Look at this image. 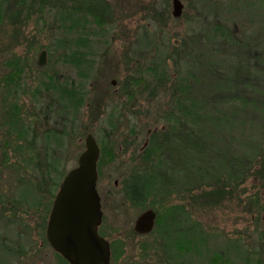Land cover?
I'll return each instance as SVG.
<instances>
[{
    "label": "rangeland",
    "instance_id": "obj_1",
    "mask_svg": "<svg viewBox=\"0 0 264 264\" xmlns=\"http://www.w3.org/2000/svg\"><path fill=\"white\" fill-rule=\"evenodd\" d=\"M53 1L0 0V262L63 264L44 239L45 206L27 204L19 192L29 180L41 188L43 202L51 196L48 182L38 183L47 166V133L61 135L60 160L67 172L77 164L85 135L91 132L102 159L97 180L101 231L118 250L110 264H264V154L263 163L254 164L243 183L231 178L226 182L218 166L225 162L221 159L226 149L237 155L236 141L222 143L223 134L213 132L206 135L210 146L187 151L182 141L185 132L178 129L173 135L165 129L169 103L178 98L172 84L177 83L175 76L181 78L180 62L194 53L192 34L198 39V53L205 54L206 44L213 59H222L223 64L233 60V48L218 38L208 45L201 27L223 25L236 42L258 53L264 49V0H182V15L169 14L165 20L152 11L155 0H107L113 7V23L99 26L88 17L84 29L91 33L98 69L91 80L82 79L86 102L74 112H63L55 93L40 85L46 74H52L56 83L78 87L81 82L75 68L57 62L63 49H53L56 39L71 40L78 32L75 26L60 23L57 7L48 9ZM146 30L154 44L148 50H135L136 38ZM41 50H46L42 65L38 64ZM162 51L179 55L178 63L166 59L164 85L155 87L153 97L147 95L148 88H138L132 99L122 97V78L134 74L136 66L159 59ZM254 86L264 88V77ZM252 93L258 95L255 88ZM257 116L258 129L264 132V115ZM244 127L247 131L249 123ZM154 130L162 154L152 161L145 158V147ZM241 135L237 129L232 138L240 140ZM170 139L175 141L172 145ZM179 149L200 169L186 168ZM136 174L145 180L146 190L139 206L126 197L123 184ZM202 177L204 184L199 186ZM25 191L28 195V188ZM149 208L155 212L154 225L140 234L134 228L136 218ZM187 234L194 237L190 246Z\"/></svg>",
    "mask_w": 264,
    "mask_h": 264
},
{
    "label": "trees",
    "instance_id": "obj_2",
    "mask_svg": "<svg viewBox=\"0 0 264 264\" xmlns=\"http://www.w3.org/2000/svg\"><path fill=\"white\" fill-rule=\"evenodd\" d=\"M56 7L57 13H60V23L65 26H75L78 32L77 37L71 40L56 39L53 49L57 47L63 49L60 56L57 57V62L67 63L75 68V72L79 75L81 82L78 87L75 84H68V82L56 83L52 74H46L40 85H45L46 88L55 93L63 112L68 110L74 112L86 102V92L82 89V79L91 80L95 70L98 69L97 52L94 51L91 44V33H87L84 30L88 17H92V20L99 26L112 24L114 21L113 7L107 0H54L48 9ZM199 31L206 38L205 43L208 45L218 39L228 43L227 45L233 48V53L230 55L233 60L223 64L222 59L219 61L213 59L212 54L207 51L209 48H207L206 44L205 54L198 53L197 49L199 48L195 47L198 39L194 36L196 35L195 33L192 34L193 46L190 48L194 53L187 54V62L185 60L180 62L179 66L182 67V70L181 72L179 71V74L182 79H179L183 83L175 76L177 83L172 84V88L177 92L178 98L169 103V110L171 111L168 110L169 112L165 116L169 122L165 129L170 130L167 134L173 135H176L175 132L178 129L184 131L182 141L187 144V151H192L195 146L199 149H202L205 144L210 146V143L206 140V135L210 136L213 132L223 134V139L218 138L222 143L236 141L238 145L237 155H235L234 151L232 153V151L226 149L221 159V161L225 159V162L223 164L220 162L218 168L220 167L221 171H224L223 174H226L224 176L226 182H231V178L236 183H243L253 173L254 164L263 163L264 132L261 128L260 130L258 129L260 124L257 115H264V88L256 87L254 83L264 77V49L258 53H251V48L246 43L236 42L229 30L218 23H215L211 29L210 27L207 28V30L201 27ZM152 37L153 35L148 30L140 34L134 42L135 50H148L152 47V44H154ZM184 44L187 45V41ZM244 46L247 48L246 52H244ZM211 49H216V47L213 46ZM48 51L50 52L49 48ZM248 51L250 53H247ZM240 53H246V57H239V55H242ZM159 54L161 55L159 59L156 58L157 54L149 55L154 59L156 58L157 61L148 60L141 67L137 68L136 66L134 74L125 75L122 78L120 84L122 97L125 96L126 99H132L135 97L136 92L139 91L138 88L142 89V91L148 88L147 95L153 97L155 95V87L162 83L164 85L165 76L163 74H166L167 71L165 67L166 59L172 58L174 62L178 63L179 57L177 56L179 55L168 56L164 51ZM133 58V61L137 63V58ZM15 63L18 65V60H15ZM153 80L154 82L152 83ZM254 88L258 95L252 93ZM115 111L116 109L113 108L112 115H115ZM247 123H249L250 128L246 131L244 126ZM252 126L255 127V130L251 129ZM237 129L242 134L240 140L232 138L233 133ZM156 134L154 130L148 137L149 143L145 147V158L147 160L155 161L162 154L160 151L162 150L161 142H157ZM47 135L49 145L45 144L44 146L47 166L42 169L40 182L38 183L42 186L41 183L46 180L48 182L46 189L51 196H49L48 202L47 199L43 202L44 195L39 193L41 188L36 187L29 180L24 182L25 186L19 192L20 198L27 204L30 203L33 207L42 202L41 205L45 206L43 218L45 221L46 217H48L47 211L51 207L55 190L58 189L57 187L66 173L62 169L63 163L60 160L61 153L59 150L64 145L62 137L52 132L47 133ZM169 142L172 145L175 141L172 142V139H170ZM179 152L182 155L180 161L183 162L186 168L191 165L193 169L195 167L200 169L199 163H192L188 160V153H182L180 149ZM227 159L231 161V168ZM203 179L205 180V177L199 178V182H201L199 186L204 184ZM123 184L126 197L134 204L137 203L138 206L143 204L142 201L145 200L146 190L144 187L145 180L142 176L140 174L131 175L123 181ZM27 188L29 191L28 195L25 193ZM48 203L50 206H47ZM187 242L190 246V243L194 242V237L192 238L190 234H187ZM110 246L111 258L117 259L118 250L115 249L111 242ZM2 251L4 250L2 249ZM55 254L63 264H71L58 252ZM0 264H5V262H0ZM177 264H186V261L177 262Z\"/></svg>",
    "mask_w": 264,
    "mask_h": 264
},
{
    "label": "water",
    "instance_id": "obj_3",
    "mask_svg": "<svg viewBox=\"0 0 264 264\" xmlns=\"http://www.w3.org/2000/svg\"><path fill=\"white\" fill-rule=\"evenodd\" d=\"M174 15L180 13L173 0ZM41 50L38 64L45 63ZM77 164L64 175L53 198L46 224V237L54 250L71 264H109L110 244L98 232L101 222L100 198L96 188L99 145L91 132L84 138ZM155 212L146 209L136 218L139 233L152 229Z\"/></svg>",
    "mask_w": 264,
    "mask_h": 264
},
{
    "label": "flooded vegetation",
    "instance_id": "obj_4",
    "mask_svg": "<svg viewBox=\"0 0 264 264\" xmlns=\"http://www.w3.org/2000/svg\"><path fill=\"white\" fill-rule=\"evenodd\" d=\"M170 1H171V3H170ZM178 4H179V8H180L179 9L180 13L178 15H174L175 8H174L173 0H155L154 4L152 5L153 6L152 11L156 14V16H158L159 18H162L163 20H165V18L168 17L169 14H171V16L179 17L183 13L185 4L183 3L182 0H178ZM170 7H171V10L169 9ZM101 161H102V159H101V155L99 152V156H98L99 164ZM98 176H99V174H98ZM99 197H100V195H99ZM100 206H101V211H102V218H101V222L98 226V231L101 235H103L105 237V235L101 231V226L103 225V210H102L101 198H100ZM46 223H47V220L45 221L44 234L43 235H44V239L46 240V242H48L47 238H46Z\"/></svg>",
    "mask_w": 264,
    "mask_h": 264
}]
</instances>
